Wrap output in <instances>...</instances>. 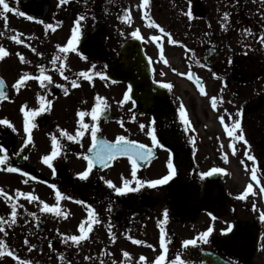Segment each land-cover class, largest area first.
Masks as SVG:
<instances>
[{"label":"flooded vegetation","instance_id":"af4514ba","mask_svg":"<svg viewBox=\"0 0 264 264\" xmlns=\"http://www.w3.org/2000/svg\"><path fill=\"white\" fill-rule=\"evenodd\" d=\"M0 264H264V0H0Z\"/></svg>","mask_w":264,"mask_h":264},{"label":"rangeland","instance_id":"374dc122","mask_svg":"<svg viewBox=\"0 0 264 264\" xmlns=\"http://www.w3.org/2000/svg\"><path fill=\"white\" fill-rule=\"evenodd\" d=\"M149 24H140L143 29H147ZM197 32V35H194L197 40H201V36L198 33L199 30L194 31ZM193 33V34H194ZM179 41L182 42V45H179V42L176 41L170 44V62H166V66L161 65V71L165 74L167 81L172 88L173 95L177 103L181 106V108H185L190 117L196 119L197 122H201L203 129V116H199V112H207V108L203 103V91H199L198 89H194L193 84L188 82L187 74L188 71H195L197 74L203 76V65H201L198 57L199 52L195 53L193 51L192 43L189 45L190 39L181 38ZM185 46V47H182ZM190 48V49H189ZM191 64V66H190ZM173 66L176 68V72L170 70V67ZM184 84V85H182ZM183 86L187 88L182 89ZM187 89V90H185ZM205 106V110L203 109ZM192 112V115L190 114ZM213 117L209 113V119H213Z\"/></svg>","mask_w":264,"mask_h":264},{"label":"water","instance_id":"95a60500","mask_svg":"<svg viewBox=\"0 0 264 264\" xmlns=\"http://www.w3.org/2000/svg\"><path fill=\"white\" fill-rule=\"evenodd\" d=\"M131 48H134L135 50L137 49L134 44L133 45H129L125 48L126 50V55H128V53L130 52V49ZM124 50V51H125ZM137 53L138 55H140V50H137ZM141 56V55H140ZM131 69V68H130ZM130 69H126V71L124 72V75H128L131 76V77H126L127 79L129 80H135L136 81V78L138 81V86H134V93L135 95H142V93L144 91H147V89H149L151 86L148 84V80H149V67L147 66L144 58H143V67H139L138 70H134V69H131L132 71H135V73L137 72L138 74V77L134 76L131 74V71ZM144 80V84L141 83V81ZM136 83V82H134Z\"/></svg>","mask_w":264,"mask_h":264},{"label":"bare ground","instance_id":"6f19581e","mask_svg":"<svg viewBox=\"0 0 264 264\" xmlns=\"http://www.w3.org/2000/svg\"><path fill=\"white\" fill-rule=\"evenodd\" d=\"M184 88H187V87L186 86H183L182 89H184ZM185 90H187V89H185Z\"/></svg>","mask_w":264,"mask_h":264}]
</instances>
